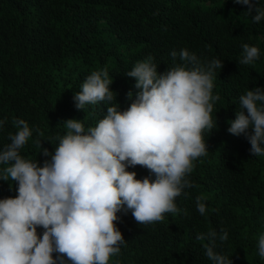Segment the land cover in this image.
<instances>
[{"label":"trees","instance_id":"obj_1","mask_svg":"<svg viewBox=\"0 0 264 264\" xmlns=\"http://www.w3.org/2000/svg\"><path fill=\"white\" fill-rule=\"evenodd\" d=\"M247 11L234 0H0V119H5L0 150L17 130L15 120L24 119L35 130L20 153L41 164L50 159L41 149L54 152L66 133L63 121L95 126L108 106L117 103L124 110L131 104L137 89L126 73L137 62L151 58L163 73L183 63L181 49L202 63L223 62L213 81L216 127L205 130L208 153L193 162L192 187L175 198L180 211L150 224H139L131 210L117 213L114 223L126 243L109 264H211L207 241L196 237L213 229L228 232L217 250L233 264H264L257 252L264 232V156L250 151L243 134L227 131L239 96L264 86V20L253 22L255 11ZM245 43L261 50L247 65L240 63ZM101 68L112 77L113 101L77 109L74 94ZM127 170L137 179L155 178L145 166ZM10 183L0 180V198L17 195L16 182ZM198 197L206 205L204 215L197 210ZM42 232L38 226V235Z\"/></svg>","mask_w":264,"mask_h":264},{"label":"clouds","instance_id":"obj_2","mask_svg":"<svg viewBox=\"0 0 264 264\" xmlns=\"http://www.w3.org/2000/svg\"><path fill=\"white\" fill-rule=\"evenodd\" d=\"M234 3L247 5L249 15L254 10L253 22L264 20L258 0ZM242 48L241 64L259 59L257 46L245 43ZM179 58L183 63L163 73L151 58L137 62L126 73L137 89L131 104L124 110L117 103L108 106L95 126L85 127L75 118L63 121L67 131L58 137L54 152L41 149L50 157L42 164L21 155L35 129L24 119L15 120L17 130L0 150V180L11 181L10 187L16 182L17 192L0 198V264H109L126 243L114 223L120 220L117 213L131 210L139 224H150L180 211L175 198L192 187L188 174L193 162L208 153L205 130L216 127L212 113L219 97L213 95V81L223 62L213 58L202 63L187 49L180 50ZM111 83L106 69L93 71L74 94L75 107L113 101ZM228 123L229 133L243 134L250 151L264 156V86L239 96V110ZM4 125L0 119V131ZM37 143L41 148V140ZM135 165L145 166L155 178L137 179L135 171L127 170ZM196 207L206 214L202 198ZM196 238L207 241L205 255L211 264H233L217 250V241L229 238L226 230H209ZM257 252L264 258V232L258 236Z\"/></svg>","mask_w":264,"mask_h":264}]
</instances>
